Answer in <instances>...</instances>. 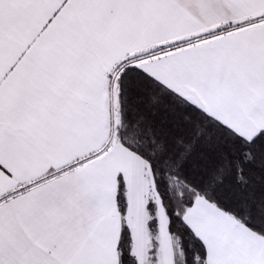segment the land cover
I'll list each match as a JSON object with an SVG mask.
<instances>
[{
	"label": "snow or ice",
	"instance_id": "6c2138e0",
	"mask_svg": "<svg viewBox=\"0 0 264 264\" xmlns=\"http://www.w3.org/2000/svg\"><path fill=\"white\" fill-rule=\"evenodd\" d=\"M0 264H264V0H0Z\"/></svg>",
	"mask_w": 264,
	"mask_h": 264
}]
</instances>
